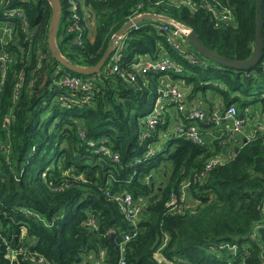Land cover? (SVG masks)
Wrapping results in <instances>:
<instances>
[{
	"label": "trees",
	"instance_id": "obj_1",
	"mask_svg": "<svg viewBox=\"0 0 264 264\" xmlns=\"http://www.w3.org/2000/svg\"><path fill=\"white\" fill-rule=\"evenodd\" d=\"M60 1L64 32L58 30L57 45L81 66L101 59L140 4L143 12L196 31L222 55L246 59L254 51L256 0ZM6 6L26 14L14 20L13 37L0 43L11 53L6 67L0 64V264H42L41 258L47 264H264V54L256 66L237 69L211 61L189 41L201 60L192 63L154 26L158 20L129 30L122 69L143 56L168 54L179 67L164 72L169 83L181 79L191 99H219L217 108L199 107L207 120H195L205 139L196 143L171 132L174 122L160 100L169 85L160 74H137L132 82L108 70V61L97 74L74 72L50 50L48 0H0V12ZM225 10L232 20L221 19ZM66 74L94 77L92 94L55 82ZM71 95L80 103H64ZM231 105L243 120L234 136L228 131L233 120L212 121ZM155 106L163 107L151 127ZM176 112L181 123H192ZM258 115L263 120L256 126ZM186 182L185 205L175 212L170 202H182ZM123 193L141 204L136 224L118 198ZM10 248H24L28 258L13 259Z\"/></svg>",
	"mask_w": 264,
	"mask_h": 264
},
{
	"label": "built area",
	"instance_id": "obj_2",
	"mask_svg": "<svg viewBox=\"0 0 264 264\" xmlns=\"http://www.w3.org/2000/svg\"><path fill=\"white\" fill-rule=\"evenodd\" d=\"M191 1V0H190ZM194 4V3H193ZM195 5V4H194ZM207 6H212L210 3H206ZM144 4H140L137 9L129 16L128 22H132V25L130 28L122 35L119 36L117 42H116V48L112 52L111 56L107 60L109 64L106 66L108 70L111 72L118 73L122 77H124L128 81L134 82L137 74H147L149 72H153L156 74L164 75V72L171 71V70H178L179 67L177 65V62L168 54H162L159 59H153L148 56H143L139 58L138 60L134 61L132 65L130 66V69L124 70L121 68V62L123 58V49L125 46V38L127 36V33L130 29H139L141 28V21H136L140 16H142L144 13H151V12H143ZM26 12L21 7H5L1 13H0V24L3 28L2 33H0V43L1 42H7V39H11L14 34V28L15 25L14 20L15 19H24ZM153 14V13H152ZM73 16L78 17L77 14H73ZM221 19L230 21L232 20V13L230 10H225L220 15ZM166 20H162V23H154V26L161 30L165 36L167 42L176 50L180 51L182 54H185L187 59L192 63L199 62L198 56L193 52L190 51L187 47L189 46V39H188V33L191 30L186 25L182 24L181 22L175 20L174 18H167ZM72 29V28H71ZM76 43H82V39L80 37L75 38ZM11 60V53L7 50H3L0 47V64L3 67H6L8 62ZM201 61V60H200ZM203 62V60H202ZM93 80L94 77H81L78 75H72V74H66L61 76L58 79H55V82L60 83L64 85L65 87H68L73 93L78 91L86 92L87 94H92L93 90ZM185 90L179 86L177 83H170L169 86L165 91H163L162 96L160 97V100L175 108L177 111H181L184 113V115L190 119H192V123L189 125H184L181 123L179 127L177 128V134L180 136H186L193 140V142L196 143H204V137L201 133V129L199 126L195 123V120H207V116L205 112L203 111V108L194 107L192 109L187 108V100H186V93ZM64 103H80L78 99H76L73 95L70 97L64 99L62 98ZM89 97H86L83 101L89 103ZM163 107V106H162ZM161 106H155L153 112L148 116V122L151 127H155V123L157 121V116L161 114L162 110ZM236 106L231 105L228 109L223 110L221 112H215L213 114L212 121L215 122L218 126L221 125V122L223 120H233V124H231L229 128V135L234 136V134L239 133L243 130V120H240L236 118ZM259 122L256 124L259 125L261 123V120L263 118H260L258 115ZM9 122V119H6V123ZM147 135V134H145ZM90 145L94 146L95 142H89ZM11 146L10 144L6 145V149H9ZM100 150L103 151V153L107 156H110L113 158L114 161H118V154L113 153L108 147L105 145H102ZM152 154V151H150L147 155L148 157ZM215 162H218L216 160ZM213 165V162L209 163L207 165V168H211ZM188 182L184 183L182 185V197L181 203L177 202V199H173L170 202V205L172 206V210L175 212H178V207L180 205H185L184 201L186 199V189L188 187ZM118 198L121 200V204L123 206L124 211L126 212V216L129 218V220L136 224L137 220L141 216V205L140 203H136L133 200V197L130 195V193H123L118 196ZM186 206L183 207V210L185 211ZM264 210V206H263ZM261 224H258L257 227H260ZM26 229L23 228V232H25ZM137 234V231L135 230L133 233H129L130 238L132 236H135ZM128 236V238H129ZM24 254L25 258H28V255L26 254V250L24 248H10V254L12 258H16L18 254ZM40 262L42 264H47L43 261V258L40 259ZM121 264H125V261H121Z\"/></svg>",
	"mask_w": 264,
	"mask_h": 264
},
{
	"label": "water",
	"instance_id": "obj_3",
	"mask_svg": "<svg viewBox=\"0 0 264 264\" xmlns=\"http://www.w3.org/2000/svg\"><path fill=\"white\" fill-rule=\"evenodd\" d=\"M51 3L53 15L51 26L49 29V47L54 55V57L66 68L85 75L97 74L101 71L102 67L105 65L112 52L116 48V42L120 35L124 34L132 25V22L126 23L122 26L113 36L111 44L106 49L105 53L101 59L94 65L81 66L75 64L67 59L66 56L62 54L57 45V33L59 29V24L62 16V4L60 0H48ZM144 19H154V20H166L164 16L152 13H144L136 21H142ZM188 39L194 46V48L203 56L221 64L226 67H232L237 69H249L256 66L261 60L264 54V0H256V39L255 46L252 55L246 59H233L218 53L217 51L209 48L199 34L190 30L188 33Z\"/></svg>",
	"mask_w": 264,
	"mask_h": 264
},
{
	"label": "crops",
	"instance_id": "obj_4",
	"mask_svg": "<svg viewBox=\"0 0 264 264\" xmlns=\"http://www.w3.org/2000/svg\"><path fill=\"white\" fill-rule=\"evenodd\" d=\"M161 77L163 78L162 81H163V84L164 86H168L170 83H169V78L166 77L165 75H161ZM176 82H178L182 88L186 89V95H187V108L188 109H192L194 107H208V106H212V107H215L217 108L218 105H216L217 101L219 100L218 98L217 99H213V98H210V102L207 101L204 97H202L200 94H198V96L200 97H195V98H190L189 97V88L185 86V84L183 83V81L181 79H178ZM204 99H202V98ZM202 100V101H201ZM215 104H214V103ZM168 105V104H166ZM164 113L167 114L170 118H171V123H173V125H171V132H175L177 131V128L179 127L180 123L183 122V116L182 114L179 116L178 115V112H176V110L174 109V107L168 105L166 107V112H165V109H164ZM226 128H229V125L226 127ZM209 133H207V136H211V135H214V132H213V129L210 128L207 130Z\"/></svg>",
	"mask_w": 264,
	"mask_h": 264
},
{
	"label": "rangeland",
	"instance_id": "obj_5",
	"mask_svg": "<svg viewBox=\"0 0 264 264\" xmlns=\"http://www.w3.org/2000/svg\"><path fill=\"white\" fill-rule=\"evenodd\" d=\"M62 18V17H61ZM144 21V20H143ZM160 23L162 22V20H158ZM142 22V21H141ZM144 22H146V21H144ZM143 22V23H144ZM60 23H61V20H60ZM0 25H4V24H0ZM59 31H60V33H62V32H64V27H63V24H61V29H60V24H59V29H58ZM206 73H214V70H210V71H206ZM175 109V108H174ZM226 126H228V125H226ZM160 175H157L156 177H159ZM157 254H159V252L157 253ZM158 257L160 258V256L158 255ZM177 259H179V258H177ZM164 264H176V262H174V261H170L169 263H167V262H164Z\"/></svg>",
	"mask_w": 264,
	"mask_h": 264
},
{
	"label": "clouds",
	"instance_id": "obj_6",
	"mask_svg": "<svg viewBox=\"0 0 264 264\" xmlns=\"http://www.w3.org/2000/svg\"><path fill=\"white\" fill-rule=\"evenodd\" d=\"M1 13V12H0ZM148 158V157H147Z\"/></svg>",
	"mask_w": 264,
	"mask_h": 264
}]
</instances>
